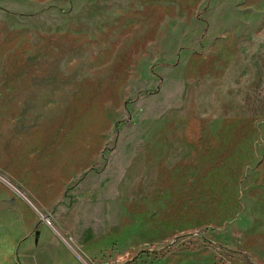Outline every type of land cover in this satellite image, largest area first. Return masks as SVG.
Wrapping results in <instances>:
<instances>
[{"label":"rangeland","instance_id":"374dc122","mask_svg":"<svg viewBox=\"0 0 264 264\" xmlns=\"http://www.w3.org/2000/svg\"><path fill=\"white\" fill-rule=\"evenodd\" d=\"M0 173L109 202L88 264H264V0H0Z\"/></svg>","mask_w":264,"mask_h":264},{"label":"crops","instance_id":"0c3cea01","mask_svg":"<svg viewBox=\"0 0 264 264\" xmlns=\"http://www.w3.org/2000/svg\"><path fill=\"white\" fill-rule=\"evenodd\" d=\"M17 188L21 194L0 179V201L6 203L0 210V264H88L91 253L86 244L96 240L109 202L67 198L54 209V204Z\"/></svg>","mask_w":264,"mask_h":264},{"label":"water","instance_id":"95a60500","mask_svg":"<svg viewBox=\"0 0 264 264\" xmlns=\"http://www.w3.org/2000/svg\"><path fill=\"white\" fill-rule=\"evenodd\" d=\"M0 179L4 181L6 184H8L16 193L21 194L20 190L16 186H14L11 182H9L6 178H4L1 174H0ZM5 207H6V203L0 201V210H2Z\"/></svg>","mask_w":264,"mask_h":264}]
</instances>
